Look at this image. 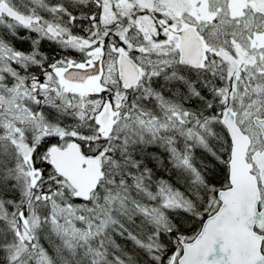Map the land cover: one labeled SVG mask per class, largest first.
<instances>
[{
    "label": "snow or ice",
    "instance_id": "obj_1",
    "mask_svg": "<svg viewBox=\"0 0 264 264\" xmlns=\"http://www.w3.org/2000/svg\"><path fill=\"white\" fill-rule=\"evenodd\" d=\"M0 264H264V0H0Z\"/></svg>",
    "mask_w": 264,
    "mask_h": 264
}]
</instances>
